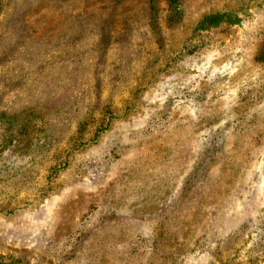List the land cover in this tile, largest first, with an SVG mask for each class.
I'll return each instance as SVG.
<instances>
[{"label":"rangeland","instance_id":"374dc122","mask_svg":"<svg viewBox=\"0 0 264 264\" xmlns=\"http://www.w3.org/2000/svg\"><path fill=\"white\" fill-rule=\"evenodd\" d=\"M182 1L0 0V261L264 264V0Z\"/></svg>","mask_w":264,"mask_h":264},{"label":"trees","instance_id":"16d2710c","mask_svg":"<svg viewBox=\"0 0 264 264\" xmlns=\"http://www.w3.org/2000/svg\"><path fill=\"white\" fill-rule=\"evenodd\" d=\"M169 13L167 18L169 22H176L180 20L183 16V1L182 0H168ZM154 7V5H152ZM240 21V17L234 12L228 11H218L204 15L197 23L196 29L200 31H206L211 28H217L223 23L236 24ZM264 61V54L261 56ZM2 260V259H0ZM19 260L13 259L11 261L3 262L0 261V264H19Z\"/></svg>","mask_w":264,"mask_h":264}]
</instances>
